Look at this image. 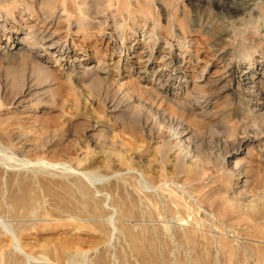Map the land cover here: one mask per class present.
<instances>
[{
    "label": "rangeland",
    "instance_id": "obj_1",
    "mask_svg": "<svg viewBox=\"0 0 264 264\" xmlns=\"http://www.w3.org/2000/svg\"><path fill=\"white\" fill-rule=\"evenodd\" d=\"M2 1L3 196L80 181L99 216L76 221L101 227L42 231L44 214L23 249L43 255L45 236L78 247L64 264H264V0H67L71 24L57 13L58 46L34 58L19 40L46 25Z\"/></svg>",
    "mask_w": 264,
    "mask_h": 264
},
{
    "label": "bare ground",
    "instance_id": "obj_2",
    "mask_svg": "<svg viewBox=\"0 0 264 264\" xmlns=\"http://www.w3.org/2000/svg\"><path fill=\"white\" fill-rule=\"evenodd\" d=\"M21 1L23 2L21 5H24V7L22 6L23 9L31 12L32 14L37 15L40 18L41 22L43 21L42 24L46 25L47 28L46 29L41 28L42 30L38 29V31L35 32L34 30L32 31V28L34 27L28 26V31L23 33L24 36L21 37L19 41L21 43L24 42L27 45L26 53L29 56H31L35 52L36 47H43L45 52L48 53L51 49H54L55 47L58 46V41L53 40L52 36L53 33H55L54 31L52 33H48L47 24L53 22V18L56 16L57 13H59V16L65 13L64 16L66 17L67 21H69L68 23L71 24L70 13L66 11V7H65L67 6V2H66L67 0H59L60 2L58 4H57V0H40L37 5H34V3H32L33 1L32 2L28 0H21ZM76 1L73 2L71 1V3H74ZM85 1L82 2L85 3ZM129 2L130 1H128V3ZM0 3H1L0 9L1 6L4 7V11H3L4 15L6 14L5 16L7 18L12 17L13 19H15L14 12L16 8V4H10L8 6L5 4L6 2L5 1L3 2L2 0H0ZM80 4L78 3V6ZM43 6L46 9L43 11L45 13L46 11H48L49 13L48 16L46 17H44L42 14L40 15V13L38 12L39 9H41V7ZM82 8H84V5ZM29 9H32L33 11H30ZM85 10H86L85 8L84 10L79 9L80 13L75 10L77 13H79L80 24L82 25V31H83V32L81 31V34L84 35L86 33V27L88 25V17H87L88 13L87 10L86 11ZM73 11L74 10H72V12ZM20 17L23 18L24 15L21 14ZM35 29L37 28L35 27ZM11 56H15V55L12 54ZM29 56H27V58H29ZM14 75L16 76V74ZM17 79L18 78H16L14 81H16ZM260 90L261 89H259V91ZM0 166L4 167V165H2L1 163ZM2 180L3 179L0 178V242H2L3 240L10 241V245H8L10 246L9 247L10 249L5 250L6 245L2 246V249H0V260L5 261L6 264H38L35 261L36 258L52 260L53 262L51 264H62L63 263L62 260L64 259H66L67 261L66 260L65 261L68 262L70 253H75L73 255H76L80 252L78 247L75 246L71 241L69 242L68 240L56 239L49 242V239L45 236L39 238L40 246L46 248L45 251L42 252L43 255L35 256L34 254L27 253L23 249L21 243L26 239V238L24 239V237H32L31 235L32 232L36 233L39 230L38 228H41L39 223L44 214L52 216L53 217L52 219L55 220L56 223L54 222L55 224L51 226L41 225L42 231L45 229L50 230V228L51 230L53 229L58 230V228H62V229H66L67 231H71L72 234L77 235L80 232L94 233V231H96V228H101L100 225L99 224L96 225V223H94V225L91 227L84 222L76 221L79 220L81 216L83 218L93 217L90 218L89 220H94L96 215L99 216V212L97 211V208L94 207V203L92 202L93 200L91 195H89L88 191L86 190L84 191V188L82 187L83 185L81 184L80 181H78V183H73V184L72 182L71 184L65 183L63 185L64 188H62V190L57 193L56 191H54V188L48 183L49 181L42 179L41 181H39V185L36 186L34 185V187L33 186L27 187V185L18 187L17 192L11 193L8 196H3L4 193L2 190L4 187L3 186L4 183H2ZM46 194L52 196L50 199L52 203H49L50 207L45 205V203H43L42 201V199H44V197L42 196ZM1 214H7L13 220H15L16 223L14 222L12 225L6 226L5 223L1 221ZM67 218H71V219H67ZM23 230H26L25 233L23 232ZM62 245H64V248H62ZM139 254L143 259H145V261L153 262L155 259L153 257V254L148 253L143 249H141ZM100 264H103V262L101 261Z\"/></svg>",
    "mask_w": 264,
    "mask_h": 264
}]
</instances>
